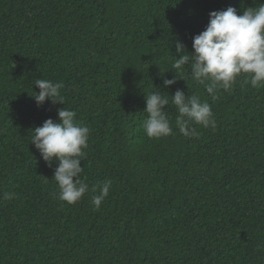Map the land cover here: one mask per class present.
Segmentation results:
<instances>
[{"label":"trees","instance_id":"obj_1","mask_svg":"<svg viewBox=\"0 0 264 264\" xmlns=\"http://www.w3.org/2000/svg\"><path fill=\"white\" fill-rule=\"evenodd\" d=\"M256 6L0 0V264H264V88L238 81L212 99L189 68H173L175 42L194 51L211 12ZM38 78L63 82L65 107L90 128L80 174L89 192L73 205L58 199V161L30 144L64 107L37 106ZM177 89L207 100L216 127L180 134ZM156 90L169 98L173 134L149 138L145 95ZM105 180L95 209L92 189Z\"/></svg>","mask_w":264,"mask_h":264},{"label":"clouds","instance_id":"obj_2","mask_svg":"<svg viewBox=\"0 0 264 264\" xmlns=\"http://www.w3.org/2000/svg\"><path fill=\"white\" fill-rule=\"evenodd\" d=\"M254 3L256 7L243 8L239 15L234 7L211 12L206 29L193 38L192 52L187 51L182 41L175 42L173 68H189L192 79L206 84V92L212 99H216L221 90L230 91L238 81L255 89L264 88V3L258 0ZM178 80L177 75L173 79L164 78L163 87H171ZM35 86L40 91L30 96L38 107L46 101L64 107L57 109L58 122L49 118L42 126L31 130L30 144L49 166L58 161L52 179L58 186V199L73 205L89 192V185L80 174L84 171L81 161L87 155L90 128L77 120L75 111L65 107L63 82L38 78ZM145 99L144 112L148 115L142 127L146 135L149 138L172 135L173 128L165 111L169 98L156 90L146 94ZM171 104L177 112L176 127L183 136L196 137L195 126L216 127L210 104L198 95H185L183 90L177 89L171 95ZM111 187L112 181L105 180L92 189L95 209L108 197ZM14 195L8 193L5 198L13 199Z\"/></svg>","mask_w":264,"mask_h":264}]
</instances>
